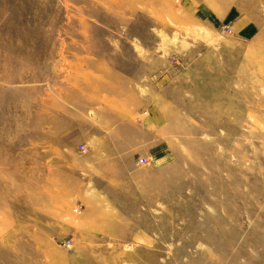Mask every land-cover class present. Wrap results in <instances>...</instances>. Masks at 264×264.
<instances>
[{"label":"rangeland","instance_id":"rangeland-1","mask_svg":"<svg viewBox=\"0 0 264 264\" xmlns=\"http://www.w3.org/2000/svg\"><path fill=\"white\" fill-rule=\"evenodd\" d=\"M0 264H264V0H0Z\"/></svg>","mask_w":264,"mask_h":264},{"label":"built area","instance_id":"built-area-1","mask_svg":"<svg viewBox=\"0 0 264 264\" xmlns=\"http://www.w3.org/2000/svg\"><path fill=\"white\" fill-rule=\"evenodd\" d=\"M79 149H80L81 151H84V150H85L83 146H79ZM144 162H145L144 157H138V158L136 159V164H137V165H141V164H143Z\"/></svg>","mask_w":264,"mask_h":264}]
</instances>
